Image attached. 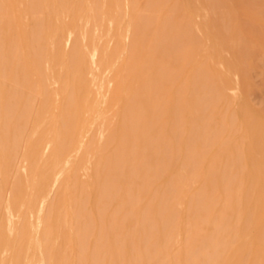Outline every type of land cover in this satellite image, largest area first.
<instances>
[{"label":"bare ground","instance_id":"1","mask_svg":"<svg viewBox=\"0 0 264 264\" xmlns=\"http://www.w3.org/2000/svg\"><path fill=\"white\" fill-rule=\"evenodd\" d=\"M84 1L0 0V212L8 221L0 217V264H65L71 251L76 264H166L169 258L172 264H264V120L245 101L264 88L253 80L254 91L246 92L251 68L264 69V35L245 21L261 11L264 20V4ZM233 5L242 12L238 18ZM186 8L202 17L200 25ZM80 18L87 24L79 27L82 34L83 25L95 22L96 30L108 21L103 35L113 47L88 42L93 49L86 50L89 39L83 49L79 44L90 34L86 28L85 40H78ZM201 25L214 52L231 54L222 71L232 82L234 103L242 101L232 112L226 84L207 60L210 51L198 69L191 65V96L184 90ZM261 35L259 47H251ZM32 115L36 129L29 140L25 127ZM223 132L228 137L222 141ZM25 138L18 165L14 158ZM209 156L214 160L206 164ZM178 160L189 178L202 168L208 173L205 180L199 175L192 197L175 178ZM14 168H20L13 173L19 180L9 185ZM176 229L173 246L182 248L170 250L167 259L166 241Z\"/></svg>","mask_w":264,"mask_h":264},{"label":"rangeland","instance_id":"2","mask_svg":"<svg viewBox=\"0 0 264 264\" xmlns=\"http://www.w3.org/2000/svg\"><path fill=\"white\" fill-rule=\"evenodd\" d=\"M45 1V0H44ZM44 1H42V0H39V2H41V4H42V2H44ZM50 0H48V2H49ZM88 2V0H85L84 2ZM90 1V0H89ZM262 1H264V0H261V3H262V5L264 4ZM52 2V1H51ZM50 4V3H49ZM264 6V5H263ZM238 8V5L236 6H234L233 5V7H232V9L233 8H235V10L234 11H236V9ZM81 11H82V9H81ZM189 9L187 10V8H186V12H187V15L189 16V18H190V16H191V14L189 13ZM194 11H196V13H197V10H194ZM237 11H238V9H237ZM233 12L232 14H234V16L235 17H237L238 18V14H241L242 12L241 11H238V12ZM264 11V10H263ZM84 12V11H83ZM191 12V11H190ZM192 13V12H191ZM259 13H262L263 14V12L261 11V12H255V14L253 15V13H251V15L249 14V15H247L246 17H248L247 19L248 20H245V21H248V22H252V24L254 25V27H257V30H261L262 32L264 31L263 30V28H264V20H262L261 18H260V16L262 17V15L261 14H259ZM85 14V13H84ZM190 14V15H189ZM192 15L193 16H195V19H194V17L193 16H191V19L194 21V22H196L197 23V20L199 21V25H200V22H201V20H202V17L201 16H198L197 14H193L192 13ZM259 15V16H258ZM240 16H242V15H240ZM256 16V17H255ZM232 17H233V15H232ZM246 17L244 18V19H246ZM66 18V17H65ZM84 18V17H83ZM83 18H80V20H78V21H80V23L78 22L77 23V26H78V40H79V38H80V41L82 42V38H83V36L82 35H84L85 34V32H86V28L89 30V34H90V36H89V38H87L84 42L85 43H80L79 45L82 47L83 46V44H85V46L87 45V44H89L90 42V44H93L94 45V42H96V44H95V46L96 45H98L97 43H99V45L98 46H100V44H101V46H108L107 44H105V43H108L109 44V46H111V47H113V44H114V41H112V42H110L109 40H110V37L107 35V32L105 33V35H107L106 36V38H105V35H103L104 34V32H105V29H106V25H104L106 22H108V21H105V22H101V24H100V26H102L101 28L100 27H98L96 30H95V28L97 27L96 26V24H95V22H93L94 23V25L92 24V22H90L88 25H89V28L88 27H86V26H84V25H87L86 24V19H84V20H81V19H83ZM196 18H197V20H196ZM234 18V17H233ZM240 18V17H239ZM252 18V19H251ZM66 19H68V18H66ZM70 19V18H69ZM69 21V20H68ZM83 21L85 22L84 23V25H83V28L85 29V31H83L84 29H82V31H83V34H82V32H80L79 33V27L81 28V24L83 23ZM101 21V20H100ZM99 21V22H100ZM248 22H245L244 24L247 26V29L248 30H252L250 27L251 26H248V25H250V24H247ZM55 23V25H56V22H54ZM242 23V25H243V22H241ZM241 23H240V25H241ZM108 24V23H107ZM198 24V23H197ZM238 24V23H237ZM251 24V25H252ZM80 25V26H79ZM252 25V26H253ZM103 26H104V28H103ZM109 26H110V24H109ZM109 26L107 25V27L109 28ZM249 27V28H248ZM259 27V28H258ZM201 30L204 32V34H206L205 36H209V33L208 32H206L205 31V29L202 27V25H201ZM253 28V27H252ZM101 29V30H100ZM88 30H87V33H88ZM108 30V29H107ZM254 30H255V28H254ZM81 31V30H80ZM99 31H101L102 33H99ZM199 32L198 31V36H199V38L201 39V41H200V43H201V46H200V50L197 52V54H195L191 59V61L189 60V62H188V65H187V69H186V72H185V79H184V84L186 83V85H184V90L186 91V94H187V96H189L190 95V93H191V91L193 92V78H192V76H193V71H191L192 69L194 70V67H195V69H198L199 67H200V65L201 64H203V63H205V62H203V60L205 61L206 60V58H207V55L209 54V51H210V55L211 56H208L209 58H207V60H209V59H211V62L213 63H211L210 61H208L212 66H215V67H217V68H215V70H217V73L219 74V76H218V82L220 83V85L222 86L223 84L225 85H223L224 86V89H226L225 90V92H226V94H227V98H228V107H229V110L228 111H230V112H232V111H234V110H236L237 109V107H238V104L239 103H241V102H238V104H235L234 103V99H232L233 98V91H232V89L230 88L231 86H232V82H231V80H230V78L226 75V73H224L223 71H222V69L224 68L223 67V63H225V67L227 66V60H229L230 58H231V56H229V55H231L230 53H226V52H223V53H219L218 52V50H217V52H214V50L213 49H215L216 48V46H215V43H213V41L208 37V39L205 37V36H202L203 35V32ZM261 31H259V33L257 32V31H255V32H257V34L258 35H260V34H263L264 35V33H261ZM86 33V34H87ZM68 34V33H67ZM81 34V35H80ZM88 34V35H89ZM99 34H101L99 37H98V35ZM66 35V34H65ZM65 35H64V41H62V43L64 44V42H65V39H66V37H65ZM67 36V35H66ZM82 38H81V37ZM86 37H87V35H86ZM96 37V39H94ZM103 37V38H102ZM109 37V38H108ZM256 37H258V36H256ZM262 35L261 36H259L258 37V41L256 40L257 38H255V37H253L254 39H255V42H257V43H254V42H252L251 43V47H255V48H258L259 47V43L261 44V42H260V40L262 39ZM105 38V39H104ZM204 38V39H203ZM252 38V39H253ZM90 39V41H87V40H89ZM93 39V40H92ZM99 39V40H98ZM108 39V40H107ZM103 40H105V41H103ZM206 40V41H205ZM86 41H87V44H86ZM92 41H93V43H92ZM100 41V42H99ZM253 41V40H252ZM89 42V43H88ZM104 42V43H103ZM203 42V43H202ZM207 42V43H206ZM259 42V43H258ZM112 43V44H111ZM89 44V45H90ZM202 44H203V48L206 50H204L203 52H204V54L202 53ZM205 44H207V45H209L208 47H209V49H208V47H207V45L205 46ZM210 44L212 45V46H214V48L213 47H210ZM255 44V45H254ZM64 46V45H63ZM82 47L83 49L85 48L86 49V47H87V49L86 50H88V47H89V49L90 50H92L91 49V46L92 45H90V46H86V47ZM108 46V47H109ZM205 46V47H204ZM257 46V47H256ZM212 48V49H211ZM211 49V50H210ZM217 49V48H216ZM216 51V50H215ZM88 53H89V51H87ZM206 52H208L207 54H206ZM264 52V51H263ZM202 53V54H201ZM218 53H219V55H218ZM229 54V55H228ZM205 55H206V57H205ZM220 55H222V56H224L225 58H227V59H223V57L222 58H220L221 56ZM261 55V54H260ZM205 57V58H202V57ZM261 56H263L264 57V53H262V55ZM213 57H214V59H213ZM263 57H259L260 59H264ZM218 58V60L220 61H213V60H216ZM88 59H89V55H88ZM213 59V60H212ZM220 59H222V61L220 60ZM260 59H258V60H260ZM19 60L20 61H24V59H23V55L22 54H19ZM90 60V59H89ZM196 60V61H195ZM257 60V61H258ZM194 61L196 62V63H194ZM224 61V62H223ZM261 61V60H260ZM263 61V60H262ZM207 62V61H206ZM207 62V63H208ZM215 62V63H214ZM222 62V63H221ZM260 63H264V62H260ZM194 64H195V66H194ZM259 64V63H258ZM191 65H193L192 66V68H191ZM263 67H264V65H263ZM256 68H258V69H256ZM221 69V70H220ZM253 71H255V72H253L252 70H251V72H249V74H251L252 72V74H253V76H251V79H249L250 77H249V74H248V82H249V85L250 86H248V89H249V87L251 88V87H255L256 86V88H261L263 85H264V73H262V71L264 70L263 68H262V66L261 67H255V68H251ZM256 69V70H255ZM263 69V70H262ZM189 70H190V72H189ZM260 70H261V73H260ZM45 71V72H44ZM257 71V72H256ZM257 73H259V74H257ZM104 75H106V73L104 74ZM221 75V76H220ZM43 76H44V79H46V70L44 69V67H43ZM188 76V77H187ZM190 76H191V82L190 81H188L189 79H190ZM223 76H224V78H226L224 81H222V78H223ZM261 76V77H260ZM220 77V78H219ZM222 77V78H221ZM255 77V78H254ZM223 78V79H224ZM256 79V80H255ZM259 79V80H258ZM227 80V81H226ZM250 80H251V82L254 80L255 81V83H257L258 82V85H260V86H258V85H255L254 86V84H253V82H252V84H251V82H250ZM188 81V82H187ZM226 82H228V83H226ZM188 83H191V84H189L191 87H190V90H189V85H188ZM259 83H261L262 84V86H261V84H259ZM55 85L56 84H54V88H56L55 87ZM11 86H13V87H17L22 93H25V94H27L29 97H31V98H34V96L35 97H37V94H36V91L35 90H31V89H28V88H26V87H24V86H22V85H15V84H11ZM52 86V88H53V85H51ZM57 86V85H56ZM188 86V87H187ZM22 88V89H21ZM228 88H230V89H228ZM247 89V90H248ZM252 89H255V88H251V89H249V91H246L248 94H249V92L251 91V92H253L252 91ZM259 91L258 92H260V93H258V92H253V93H251L252 95H246V99H245V101H246V104H248L247 106L248 107H250V109L252 108V110L256 113V111L258 112L257 114H259V112L261 113L260 114V116L261 117H263L262 119L264 120V88H263V91H260V89H258ZM26 91V92H25ZM188 91V92H187ZM256 91H257V89H256ZM230 92V93H229ZM257 93V94H256ZM260 94V95H259ZM191 96V95H190ZM232 96V97H231ZM248 96H251V100L250 99H248L247 97ZM230 97H231V99H230ZM262 98V100H261V98ZM232 100V101H231ZM241 100V99H240ZM239 100V101H240ZM247 100H250L249 102L250 103H248L247 102ZM230 101H231V103H230ZM252 101V102H251ZM188 102H189V104H188ZM188 102H187V104H186V108L188 109V111H191L192 110V107H191V105H190V97H189V100H188ZM249 104H250V106H249ZM38 103L37 102H35V101H33L32 102V104L30 105V108L32 109V111H36V109L35 108H37L38 106ZM234 106V108H232L233 106ZM35 106V107H34ZM190 106V107H189ZM232 106V107H231ZM237 106V107H236ZM34 107V108H33ZM115 108H117V107H115ZM115 108H113L111 111V113H110V115H112V118H113V120L112 121H114V117H113V115L116 113L115 112ZM236 108V109H235ZM35 109V110H34ZM186 109V110H187ZM256 110V111H255ZM262 110V111H261ZM114 112V113H113ZM110 115H108L109 117H111ZM263 115V116H262ZM33 118V119H32ZM32 118L31 117H29V119L30 120H32V122H30V120H28V123H26L27 125H26V133H25V137H27L28 136V138H29V140L34 136V135H31V138L29 137L30 136V132H31V129H33V133L32 134H34V130L36 129V126H34V125H36V123H34V121H35V115H34V117H33V115H32ZM116 118V117H115ZM186 118H187V116H186ZM110 119V118H109ZM110 122H111V119L109 120ZM116 121V123H117V119L115 120ZM110 122H108V123H110ZM31 123V124H30ZM32 123H33V125H32ZM100 124H102L101 122H99ZM99 123H97L98 125H99V129H98V125L96 126L97 127V129H96V132H97V130H99L100 131V124ZM113 123V122H112ZM116 123H115V125H114V123H113V125L114 126H116ZM30 124V125H29ZM38 125V124H37ZM109 125V124H108ZM111 125V124H110ZM31 126H32V128H31ZM114 126H112V127H114ZM29 127H30V129H29ZM111 127V129L113 130V128ZM103 128V127H102ZM111 129H109V130H107V132H108V135H107V133L105 132V134L107 135V136H109V131L111 130ZM226 129H227V125H226ZM28 131V132H27ZM30 131V132H29ZM95 132V131H94ZM94 134V138H95V134L97 135V133H93ZM92 134V135H93ZM186 134V133H185ZM185 134H183L182 135V138H181V140H182V142L184 141V135ZM226 136H225V135ZM98 135L100 136V134L98 133ZM97 135V137H99ZM184 136V137H183ZM96 137V138H97ZM106 137V136H105ZM225 137H228V132H223V134H222V136H221V139H222V141L224 140V139H226ZM28 141V139L26 140V138H25V140H23L22 142H21V144L19 145V147H18V149H17V154L16 155H18L19 153V150H20V154L18 155V156H16L15 158H14V162L15 161H17L16 163H18V165H21V161H22V155L24 154L23 153V151L25 152V148H27V147H24V144H25V146L27 145V142ZM221 141V140H220ZM222 141L221 142H219V144L221 145V143H222ZM94 142H95V140H94ZM97 142H98V139H97ZM182 144V143H181ZM23 145V146H22ZM22 147V148H21ZM219 148H220V146L216 149V151L214 152V154L215 153H217L218 152V150H219ZM22 150V151H21ZM18 157H20V159H21V161H20V159H18ZM213 156H209V158H207V163L206 164H210V162H212L213 160H214V157L212 158ZM20 162V163H19ZM179 162H180V165H179ZM17 165V166H18ZM180 167V168H179ZM179 168V169H178ZM17 169H19L20 170V168H16V170H15V168H14V170H13V172L12 173H10V175H9V178H11L12 180H8V184L9 185H11L12 184V182L11 181H13V183H15V182H17V181H15L14 180V178H15V174L13 175V173L14 172H17ZM205 173H204V172ZM176 172V173H175ZM175 172H174V174H175V178H176V180H177V183H178V185H179V188L182 190H184L185 192H188L189 194H188V196L190 197V195L192 194H195L196 192H198L199 191V187H200V182H199V178L201 177H203V175H204V177H203V180H205L206 179V177L208 176V173L206 172V169H203L202 168V170H200V173H199V175H200V177H199V175L196 177V178H189V175L186 173V170L184 169V166H183V164H182V161H179L178 160V162H177V164H176V169H175ZM186 174H185V173ZM20 173H21V171H20ZM81 173H83V174H81V176H84L85 177V175H84V172H83V170L81 171ZM202 173H204V174H202ZM12 175V176H11ZM178 175V176H177ZM186 175V176H185ZM14 176V177H13ZM16 176H17V173H16ZM21 175L19 174V171H18V177H16V178H19ZM182 176V177H181ZM186 178H185V177ZM83 177V178H84ZM188 177V178H187ZM179 178H180V180H179ZM183 178H185L184 180H182ZM187 179V180H186ZM184 184V185H182V183ZM186 181L188 182V183H186ZM202 182V181H201ZM180 183V184H179ZM187 184V185H186ZM202 184V183H201ZM184 187V188H183ZM195 187H197V188H195ZM193 189H195V190H193ZM182 190V191H183ZM182 191H181V193H182ZM183 191V192H184ZM195 191V192H194ZM5 194H4V196L5 197H7V195H6V191L4 192ZM182 194H184V193H182ZM182 194H180L181 196V198H183V195ZM192 195H191V197H192ZM178 208L180 209V207H179V205H178ZM178 209V210H179ZM2 213L0 212V217H2L3 215H1ZM4 214V213H3ZM32 215V217H33V214H31ZM28 216V218L30 217V215L28 214L27 215ZM27 216H26V218H27ZM4 218H5V223L7 224L8 223V221H7V219H6V216H5V214H4V216H3ZM2 217V218H3ZM34 217H35V215H34ZM34 217L32 218V219H30V221H32L33 219H34ZM3 218V219H4ZM31 218V217H30ZM22 219V218H21ZM16 220L19 222V223H21V220L19 221V218L17 217L16 218ZM26 221H27V219H25ZM24 220V221H25ZM3 221V220H2ZM7 221V222H6ZM29 221V220H28ZM22 222H23V220H22ZM0 223H1V225L3 224L1 221H0ZM176 231V232H175ZM173 230V232H172V235H171V237H172V239H171V237H169V241L167 240L166 241V245H168V248H169V251H168V257H167V259L170 257L169 255H170V250H172V252H176V251H178V250H180L181 248H182V246H179L178 248H176V246H173V245H175V241H176V238H177V235H178V231H177V229L176 230ZM168 242V243H167ZM173 242H174V244H173ZM173 247H174V249H173ZM67 248H68V251H69V248H70V246H69V244L67 245ZM70 251H71V248H70ZM72 253H68V254H70V255H68V259H67V261H66V263L65 264H72V263H78L77 261H79V257L78 256H76V255H74V253H73V251H71ZM70 256V257H69ZM75 258H74V257ZM73 257V258H72ZM75 259V260H74ZM70 260V261H69ZM170 260V258L166 261V264H167V262ZM73 261V262H72ZM171 262L169 261L168 262V264H170ZM172 264V263H171Z\"/></svg>","mask_w":264,"mask_h":264}]
</instances>
